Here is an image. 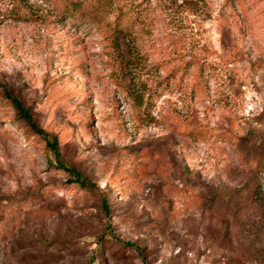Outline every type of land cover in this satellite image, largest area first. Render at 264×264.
<instances>
[{
    "label": "rangeland",
    "instance_id": "374dc122",
    "mask_svg": "<svg viewBox=\"0 0 264 264\" xmlns=\"http://www.w3.org/2000/svg\"><path fill=\"white\" fill-rule=\"evenodd\" d=\"M0 82L96 185L0 89V264H264V0H0Z\"/></svg>",
    "mask_w": 264,
    "mask_h": 264
},
{
    "label": "trees",
    "instance_id": "16d2710c",
    "mask_svg": "<svg viewBox=\"0 0 264 264\" xmlns=\"http://www.w3.org/2000/svg\"><path fill=\"white\" fill-rule=\"evenodd\" d=\"M76 4H74L75 6ZM75 9H78L75 8ZM76 11V10H75ZM83 15L85 16V22L90 26L97 27L99 22L102 21V15L100 12L97 11L95 8H88L87 10H83ZM74 14V12H72ZM77 19V18H76ZM97 23V24H96ZM0 89L2 94L5 96L6 99L9 100L12 107L15 110V114L18 119L22 120L34 133L40 135L46 142L48 153L51 155L54 167L57 169L65 171L69 176V183L77 184L82 188L93 190L96 188V185L90 182L85 176H83L78 170L73 167L68 166L65 162L62 161V158L59 153L58 143L55 137H48L45 131L37 126V124L33 121L31 114L27 107H24L21 101L13 94H11L5 87V85L0 82ZM47 153V157L49 154ZM257 205L264 210V200L257 202ZM104 213H108L107 207H103ZM128 246L133 245L131 242H126ZM136 249V248H135ZM142 264H147V261L142 260Z\"/></svg>",
    "mask_w": 264,
    "mask_h": 264
}]
</instances>
